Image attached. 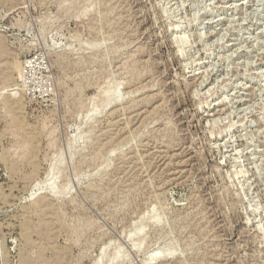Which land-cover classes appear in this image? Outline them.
Listing matches in <instances>:
<instances>
[{"label":"rangeland","instance_id":"374dc122","mask_svg":"<svg viewBox=\"0 0 264 264\" xmlns=\"http://www.w3.org/2000/svg\"><path fill=\"white\" fill-rule=\"evenodd\" d=\"M0 264H264V0H0Z\"/></svg>","mask_w":264,"mask_h":264},{"label":"built area","instance_id":"2783aa9c","mask_svg":"<svg viewBox=\"0 0 264 264\" xmlns=\"http://www.w3.org/2000/svg\"><path fill=\"white\" fill-rule=\"evenodd\" d=\"M31 63H32V60H27L24 62L23 77H25L26 79H29L34 74L33 65ZM44 86H45L43 87V91H45L44 95L47 96L46 90L47 88H49V86L46 84H44Z\"/></svg>","mask_w":264,"mask_h":264}]
</instances>
